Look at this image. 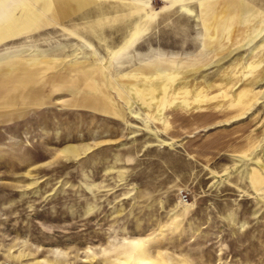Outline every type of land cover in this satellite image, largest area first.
Here are the masks:
<instances>
[{
    "label": "rangeland",
    "instance_id": "rangeland-1",
    "mask_svg": "<svg viewBox=\"0 0 264 264\" xmlns=\"http://www.w3.org/2000/svg\"><path fill=\"white\" fill-rule=\"evenodd\" d=\"M32 1L0 42V83L45 80L0 86V264H264V0Z\"/></svg>",
    "mask_w": 264,
    "mask_h": 264
},
{
    "label": "crops",
    "instance_id": "crops-1",
    "mask_svg": "<svg viewBox=\"0 0 264 264\" xmlns=\"http://www.w3.org/2000/svg\"><path fill=\"white\" fill-rule=\"evenodd\" d=\"M45 13L41 10L39 6H37L32 0H0V42L6 40L12 34L22 33V31L33 30L35 28H39V26L44 22L45 23ZM6 20V21H5ZM8 22L7 24H5ZM5 24V25H4ZM3 64V63H2ZM6 67V66H5ZM11 69L17 68L18 70H10L4 71L7 73H11L13 76L8 81H4L0 83L1 87H4L6 90L10 88L7 92L6 100L8 103H11L12 106L16 107L18 104L20 107L24 108L28 104H32L33 102L39 101V99L44 98L42 96L33 97V102L28 104H23L20 101H13V98H18L24 100L28 94V88L24 83L26 76L34 77L36 81V89L37 92L41 91L42 86L45 83L44 77L41 76L39 69L37 68L36 71L34 69H22L21 67L16 66H8ZM26 70V71H24ZM38 70V71H37ZM29 71V72H28ZM42 84L39 86L38 84ZM11 85V86H10ZM50 86L52 87V82H50ZM39 88H41L39 90ZM50 88V87H49ZM54 88V87H53ZM34 92V91H33ZM19 93L20 95H17ZM33 94V93H32ZM37 95V94H36ZM10 99H9V98ZM27 100V99H26ZM7 102V101H6ZM17 103V104H15ZM10 105V109L14 108Z\"/></svg>",
    "mask_w": 264,
    "mask_h": 264
},
{
    "label": "bare ground",
    "instance_id": "bare-ground-1",
    "mask_svg": "<svg viewBox=\"0 0 264 264\" xmlns=\"http://www.w3.org/2000/svg\"><path fill=\"white\" fill-rule=\"evenodd\" d=\"M227 2H228V1H227ZM236 4H237V3H236ZM235 7H236V6H235ZM205 8H206L207 12H209V11L211 10L210 7H208V9H207V6H206ZM216 8H217V7H216ZM237 9H238V7H237ZM243 11H244V10H243ZM226 12H227V11H226ZM234 12H237V11L234 10ZM231 13H232V12H231ZM237 13H238V12H237ZM214 14H215V13H214ZM217 14H218V13H217ZM221 15H222V14H221ZM232 15H233V14H232ZM238 15H239V14H238ZM215 16H216V15H215ZM218 16H219V15H218ZM225 16H226V15H225ZM242 16H243V15H242ZM242 16H241V17H242ZM211 17H213V16H211ZM241 17H240V18H241ZM208 18L210 19V17H208ZM208 18H207V19H208ZM229 18H230V17H229ZM211 19H212V18H211ZM226 20H227V19H226ZM226 20H225V22H226ZM214 21H215V23H216V24L214 23V25H219L218 23H220V21H222V19H221V18H216ZM229 21H230V20H229ZM235 21H236V20H235ZM211 24H213V23H211ZM205 26H206V25H205ZM224 27H225V26H224ZM225 28H226V27H225ZM207 32H208V31H207ZM223 32H225V30H224ZM137 33H138V32H137ZM214 35H215V34H214ZM214 35H213V36H214ZM218 36H219V35H218ZM207 37H210V36L208 35ZM212 38H213V37H212ZM208 42H209V41H208ZM210 44H211V43H210ZM5 68H7V67H5ZM174 68H175V67H174ZM0 69H1V68H0ZM8 69H9V67H8ZM1 70H3V69H1ZM1 70H0V71H1ZM28 72H29V71H28ZM170 72H171V71H170ZM156 73H157V72H156ZM129 74H130V73H129ZM166 75H167V74H166ZM177 75H178V73H177ZM179 75H180V74H179ZM163 76H164V74H163ZM163 76H162V77H163ZM33 78H34V77H33ZM142 78H143V77H142ZM142 78H141V79H142ZM157 79H158V78H157ZM157 79H156V80H157ZM166 79H167V78H166ZM172 79H173V78H172ZM143 80H144V79H143ZM150 80H152V79H150ZM170 80H171V79H170ZM170 80H169V81H170ZM174 80H175V79H174ZM154 81H155V80H154ZM158 81H159V79H158ZM163 82H164V81H163ZM163 82H162V83H163ZM35 83H36V82H35ZM141 83H142V82H141ZM141 83H140V84H141ZM148 83H149V82H148ZM157 83H158V82H157ZM169 83H170V82H169ZM40 84H41V83H40ZM140 84H139V85H140ZM153 84H154V83H153ZM167 84H168V83H167ZM148 85H149V84H148ZM156 85H157V84H156ZM10 86H11V85H10ZM130 88H132V86H131ZM39 89H40V88H39ZM153 90H155V89H153ZM157 90H158V89H157ZM40 92H41V91H40ZM156 92H157V91H156ZM162 93H163V92H162ZM34 94H35V92H34ZM149 94H150V93H149ZM32 95H33V94H32ZM32 95H31V96H32ZM132 95H133V94H132ZM146 95H147V94H146ZM36 96H37V95H36ZM152 96H153V95H152ZM159 96H160V95H159ZM38 97H39V96H38ZM172 98H173V97H172ZM161 99H162V98H161ZM146 104H147V102H146ZM152 107H153V106H152ZM184 107H186L185 104H184Z\"/></svg>",
    "mask_w": 264,
    "mask_h": 264
}]
</instances>
